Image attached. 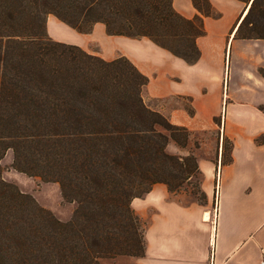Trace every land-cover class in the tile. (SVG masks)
Instances as JSON below:
<instances>
[{"label":"trees","instance_id":"16d2710c","mask_svg":"<svg viewBox=\"0 0 264 264\" xmlns=\"http://www.w3.org/2000/svg\"><path fill=\"white\" fill-rule=\"evenodd\" d=\"M236 1L249 7L234 39L264 40V0ZM190 2L193 19L177 13L172 0H0V162L11 151L13 170L57 184L77 205L63 223L4 182L0 167V264H98L125 254L128 244L111 225L114 205L133 219L132 200L154 185L171 194L181 187L178 161L174 185L157 178L155 164L168 159L162 131L187 141L188 130L145 106L147 78L125 57L107 61L51 40L47 18L83 34L102 24L108 36L145 38L193 65L203 20L213 12L209 0ZM258 72L264 79V69ZM231 150L224 139L222 164L231 162ZM191 160L201 175L193 158L186 165ZM142 179L149 187L134 195Z\"/></svg>","mask_w":264,"mask_h":264},{"label":"crops","instance_id":"0c3cea01","mask_svg":"<svg viewBox=\"0 0 264 264\" xmlns=\"http://www.w3.org/2000/svg\"><path fill=\"white\" fill-rule=\"evenodd\" d=\"M209 1L213 16L203 20L205 35L196 40L200 58L193 65L145 38L108 36L102 24L94 25L89 34H103L116 44L114 54L103 59L125 57L148 76L150 99L158 102L153 110L171 124L195 133L208 129L213 118L222 114L215 156L197 161L203 203L181 204L163 184L154 185L142 198L132 200L131 209L147 222L144 254L136 264H260L261 261L264 114L259 107L264 106V79L258 70L264 69V61L247 70L238 69L236 59L245 56L241 52L243 45L264 40L234 39L246 5L236 0ZM172 5L186 19L198 15L190 0H172ZM53 18L48 17L46 22L49 37L78 46V35ZM224 70L225 73L229 70L225 79ZM184 100L189 102L190 112L182 105ZM224 139L232 144L228 164H222ZM258 139L263 141L257 143Z\"/></svg>","mask_w":264,"mask_h":264},{"label":"rangeland","instance_id":"374dc122","mask_svg":"<svg viewBox=\"0 0 264 264\" xmlns=\"http://www.w3.org/2000/svg\"><path fill=\"white\" fill-rule=\"evenodd\" d=\"M51 18H53V16H51ZM228 18L229 17L226 16V19ZM233 24L234 21L229 24L228 29L231 28ZM64 26H66V28L68 29H72L65 24ZM73 32L79 37L77 39V47H79L89 55L103 59L111 57V55H113L116 51V44L106 40L103 34H95L93 36H90L89 34L92 33V30L88 34L79 33L75 30H73ZM151 44L153 43L151 42ZM239 50L240 49L236 48V51ZM241 52L244 53L245 56L238 58L236 57V64L238 69L243 68L250 70V67H253L254 69L256 65L261 64L264 61V42L247 43L243 45ZM148 55L150 56V53H148ZM139 72L148 80L147 85L142 89L141 92L143 103L148 109L154 111L153 107L156 106L158 102L150 99V95L148 93L149 78L141 71ZM227 74L229 77V70L226 73L224 70V74H222V77L225 79V77H227ZM182 105L188 112H190V104L189 102H187V100L182 101ZM221 124L222 114L221 117L213 118L208 129L197 131L195 133H190L188 131L187 141H185L182 134L180 133H175L173 137H169L167 133L162 131L163 134L167 137V144L164 148V154L168 157L169 160L160 158V160L157 161V163L155 164L156 169H158L157 178L167 179L174 185V182L176 180L173 178V175H171V173L176 174L174 171V165L175 162L178 161L180 167L179 170L177 167L176 169L178 171V175L181 177V187L170 194L174 200L180 202L181 204H189L193 202L203 203V195L200 191L201 175H199V173L194 169V163L192 162V160L187 165L186 160L193 158L194 162H196L201 159L203 160L213 158L215 156V144L218 133H220L219 129H221ZM224 145L227 149L228 144L225 143ZM227 154L228 152L225 153V159H227ZM12 163L13 153L11 151H7L0 162L1 177L4 182L14 185L21 193L31 196L39 207L49 211L57 220L63 223L71 221L77 205L75 203H69L62 198L59 186L57 184L44 183L39 178L29 177L24 174L18 173L17 171L12 169ZM187 175L190 176V178L187 177ZM139 184L141 185L138 186L137 189L133 192L134 195H139L145 188L149 187V182L147 181V179L137 181L136 183H134V186ZM130 211L131 218L133 219L129 220L124 218L126 216L125 210L119 209L115 207V205L114 209L110 213L111 216H113V223L111 225L117 234V238H120L122 242L128 244V247L124 250L126 253L115 255L113 258L100 259L98 261V264H136V260L143 256L144 232L147 226V222L141 220L134 213L131 207Z\"/></svg>","mask_w":264,"mask_h":264},{"label":"built area","instance_id":"2783aa9c","mask_svg":"<svg viewBox=\"0 0 264 264\" xmlns=\"http://www.w3.org/2000/svg\"><path fill=\"white\" fill-rule=\"evenodd\" d=\"M260 264H264V249H261V261Z\"/></svg>","mask_w":264,"mask_h":264},{"label":"bare ground","instance_id":"6f19581e","mask_svg":"<svg viewBox=\"0 0 264 264\" xmlns=\"http://www.w3.org/2000/svg\"><path fill=\"white\" fill-rule=\"evenodd\" d=\"M248 7L249 6H247V8H246V10H245V12H244V14H243V16H242V18H241V20L240 21H242V19L244 18V16L246 15V13H247V10H248ZM238 26V25H237ZM235 29H237V28H235ZM236 31V30H235Z\"/></svg>","mask_w":264,"mask_h":264},{"label":"water","instance_id":"95a60500","mask_svg":"<svg viewBox=\"0 0 264 264\" xmlns=\"http://www.w3.org/2000/svg\"><path fill=\"white\" fill-rule=\"evenodd\" d=\"M251 1H252V0H251ZM251 1H250V3H251ZM250 3H249V4H250ZM246 6H249V5H246Z\"/></svg>","mask_w":264,"mask_h":264}]
</instances>
